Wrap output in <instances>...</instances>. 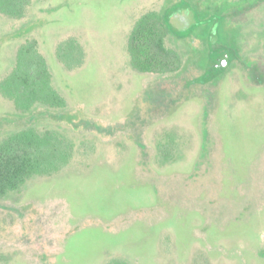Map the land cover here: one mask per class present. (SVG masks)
I'll list each match as a JSON object with an SVG mask.
<instances>
[{
  "label": "rangeland",
  "instance_id": "rangeland-1",
  "mask_svg": "<svg viewBox=\"0 0 264 264\" xmlns=\"http://www.w3.org/2000/svg\"><path fill=\"white\" fill-rule=\"evenodd\" d=\"M27 130L0 264H264V0L0 3V143Z\"/></svg>",
  "mask_w": 264,
  "mask_h": 264
},
{
  "label": "trees",
  "instance_id": "trees-1",
  "mask_svg": "<svg viewBox=\"0 0 264 264\" xmlns=\"http://www.w3.org/2000/svg\"><path fill=\"white\" fill-rule=\"evenodd\" d=\"M2 1H6L9 5L5 6ZM29 1L30 0H0V3L6 9L9 8L11 11L21 12L24 10ZM198 17H200V21L192 29L191 34L195 38L204 40V42L206 41V43H204L202 46L198 45V48H194V52L197 55V62L195 65L201 72L208 70L211 71L213 68L223 69L224 66L220 65V61L225 60L227 65L228 61L232 58V55L229 52L226 50L217 51V56L211 58L212 60H209L208 56H206V54H208L209 44H211V39L213 38L212 36L214 34L218 33L220 35L218 44L223 46V17L219 12L216 11H212L210 14L198 12ZM161 22L169 34L173 36L162 16ZM200 26L204 27V31L200 34H197L196 30ZM156 44L159 48L161 46V41L158 40ZM194 81H196V78ZM43 95L46 100L54 102L52 106H61V99L52 90H50L48 86L43 88ZM45 113L48 114L47 111ZM49 114L51 115L52 119L63 120L62 112H50ZM22 118L20 119L21 125L25 124ZM34 118L35 115L27 117L26 123L31 122ZM18 133V135L12 136L9 140H5L0 143V197L7 191L15 190L21 186L24 183L25 178L30 176L38 166V163L35 162L36 159L34 156L32 157L31 153H27L25 149L27 144L26 141L31 142L32 140L29 136V130L19 131Z\"/></svg>",
  "mask_w": 264,
  "mask_h": 264
},
{
  "label": "water",
  "instance_id": "water-1",
  "mask_svg": "<svg viewBox=\"0 0 264 264\" xmlns=\"http://www.w3.org/2000/svg\"><path fill=\"white\" fill-rule=\"evenodd\" d=\"M220 65H221V66H225V65H226V61H225V60H221V61H220Z\"/></svg>",
  "mask_w": 264,
  "mask_h": 264
},
{
  "label": "flooded vegetation",
  "instance_id": "flooded-vegetation-1",
  "mask_svg": "<svg viewBox=\"0 0 264 264\" xmlns=\"http://www.w3.org/2000/svg\"><path fill=\"white\" fill-rule=\"evenodd\" d=\"M225 67V66H224Z\"/></svg>",
  "mask_w": 264,
  "mask_h": 264
}]
</instances>
